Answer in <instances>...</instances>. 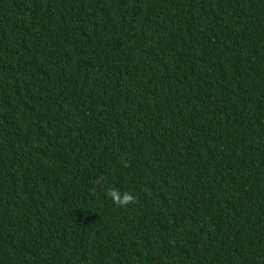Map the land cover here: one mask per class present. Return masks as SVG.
Returning a JSON list of instances; mask_svg holds the SVG:
<instances>
[{"label": "trees", "instance_id": "obj_1", "mask_svg": "<svg viewBox=\"0 0 264 264\" xmlns=\"http://www.w3.org/2000/svg\"><path fill=\"white\" fill-rule=\"evenodd\" d=\"M0 264H264V0H0Z\"/></svg>", "mask_w": 264, "mask_h": 264}, {"label": "clouds", "instance_id": "obj_2", "mask_svg": "<svg viewBox=\"0 0 264 264\" xmlns=\"http://www.w3.org/2000/svg\"><path fill=\"white\" fill-rule=\"evenodd\" d=\"M106 196L109 197L112 202L119 207H127L130 204H134L136 202V198L128 193L121 192L118 189L112 188L106 192Z\"/></svg>", "mask_w": 264, "mask_h": 264}]
</instances>
